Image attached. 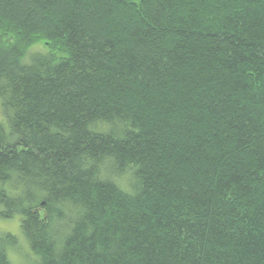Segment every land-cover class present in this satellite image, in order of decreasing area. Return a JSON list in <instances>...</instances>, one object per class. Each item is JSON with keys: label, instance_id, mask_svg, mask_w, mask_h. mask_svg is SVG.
I'll list each match as a JSON object with an SVG mask.
<instances>
[{"label": "trees", "instance_id": "trees-1", "mask_svg": "<svg viewBox=\"0 0 264 264\" xmlns=\"http://www.w3.org/2000/svg\"><path fill=\"white\" fill-rule=\"evenodd\" d=\"M0 102L34 264H264V0H0Z\"/></svg>", "mask_w": 264, "mask_h": 264}, {"label": "rangeland", "instance_id": "rangeland-1", "mask_svg": "<svg viewBox=\"0 0 264 264\" xmlns=\"http://www.w3.org/2000/svg\"><path fill=\"white\" fill-rule=\"evenodd\" d=\"M0 124L8 131V121L4 116L0 102ZM18 216L12 219L6 220L0 218V234L10 233L15 238L16 244L6 245L7 255L11 264H34L37 262L36 257L30 252L27 244L24 241L23 236L20 233ZM34 262V263H33Z\"/></svg>", "mask_w": 264, "mask_h": 264}]
</instances>
